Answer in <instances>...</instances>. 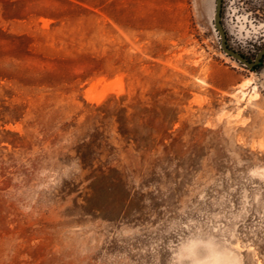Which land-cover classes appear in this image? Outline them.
<instances>
[{
  "label": "rangeland",
  "instance_id": "rangeland-1",
  "mask_svg": "<svg viewBox=\"0 0 264 264\" xmlns=\"http://www.w3.org/2000/svg\"><path fill=\"white\" fill-rule=\"evenodd\" d=\"M215 10L0 0V264H264V62ZM223 23L264 48V0Z\"/></svg>",
  "mask_w": 264,
  "mask_h": 264
},
{
  "label": "water",
  "instance_id": "water-1",
  "mask_svg": "<svg viewBox=\"0 0 264 264\" xmlns=\"http://www.w3.org/2000/svg\"><path fill=\"white\" fill-rule=\"evenodd\" d=\"M222 4H223V0H216V11L214 17L215 27L220 33V37H221V47L227 55L243 63L249 69H254L257 64L262 63V58L264 57V48L259 51V53L257 54L254 60H250L242 52L235 50L229 45L227 32L222 22V15H221Z\"/></svg>",
  "mask_w": 264,
  "mask_h": 264
},
{
  "label": "flooded vegetation",
  "instance_id": "flooded-vegetation-1",
  "mask_svg": "<svg viewBox=\"0 0 264 264\" xmlns=\"http://www.w3.org/2000/svg\"><path fill=\"white\" fill-rule=\"evenodd\" d=\"M223 9H224V0H223V4H222V9H221V15H222V22H223ZM216 11V10H215ZM215 17V16H214ZM224 24V23H223ZM225 27V26H224ZM227 32V31H226ZM227 37H228V34H227ZM228 43H229V41H228ZM230 45V44H229ZM231 46V45H230ZM233 48V47H232ZM235 49V48H234ZM263 49V48H262ZM236 50V49H235ZM239 51V50H238ZM241 52V51H240ZM243 53V52H242ZM259 53V52H258ZM257 53V54H258ZM244 54V53H243ZM257 54H256V56H257ZM245 56H247L246 54H244ZM229 56V55H228ZM255 56V57H256ZM231 57V56H230ZM255 57L254 58H249L248 56H247V58H249L250 60H254L255 59ZM232 58V57H231ZM234 59V58H233ZM236 60V59H235ZM237 61V60H236ZM237 62H239V61H237ZM263 62H264V57L262 58V63L261 64H257L256 65V67L254 68V69H251V70H256V69H258L262 64H263ZM239 63H241V62H239ZM241 64H243V63H241ZM244 65V64H243ZM247 67V66H246Z\"/></svg>",
  "mask_w": 264,
  "mask_h": 264
},
{
  "label": "bare ground",
  "instance_id": "bare-ground-1",
  "mask_svg": "<svg viewBox=\"0 0 264 264\" xmlns=\"http://www.w3.org/2000/svg\"><path fill=\"white\" fill-rule=\"evenodd\" d=\"M90 94H91L90 91H88V95H89V96H90Z\"/></svg>",
  "mask_w": 264,
  "mask_h": 264
}]
</instances>
